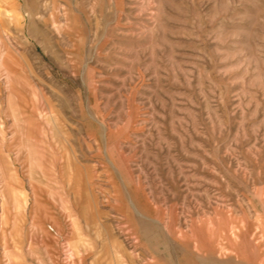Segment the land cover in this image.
Segmentation results:
<instances>
[{"label": "rangeland", "instance_id": "obj_1", "mask_svg": "<svg viewBox=\"0 0 264 264\" xmlns=\"http://www.w3.org/2000/svg\"><path fill=\"white\" fill-rule=\"evenodd\" d=\"M0 264H264V0H0Z\"/></svg>", "mask_w": 264, "mask_h": 264}]
</instances>
